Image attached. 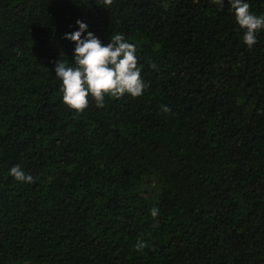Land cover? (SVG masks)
<instances>
[{
  "label": "trees",
  "instance_id": "obj_1",
  "mask_svg": "<svg viewBox=\"0 0 264 264\" xmlns=\"http://www.w3.org/2000/svg\"><path fill=\"white\" fill-rule=\"evenodd\" d=\"M230 8L0 0V264H264V29ZM77 20L136 45L141 96L63 104Z\"/></svg>",
  "mask_w": 264,
  "mask_h": 264
},
{
  "label": "clouds",
  "instance_id": "obj_2",
  "mask_svg": "<svg viewBox=\"0 0 264 264\" xmlns=\"http://www.w3.org/2000/svg\"><path fill=\"white\" fill-rule=\"evenodd\" d=\"M222 10L224 0H210ZM104 5H111L113 0H103ZM230 10H234L235 20L244 29L243 43L249 48L257 43V33L264 29V14L256 15L250 11L245 0H229ZM79 30L65 34L64 38L75 43L74 63L56 62L55 76L61 82L59 92L62 102L75 113H83L89 106V96L97 108L104 107L105 97L121 98L125 94L139 97L145 90L138 66L137 47L129 43L123 35L112 34L110 43L104 45L91 31L88 25L77 20ZM87 33V35H83ZM83 37V38H82ZM154 67V65H153ZM162 111L168 112L167 106ZM9 175L16 181L34 182L30 174H25L19 165L11 167ZM159 209L153 207L150 215L158 216ZM158 226L154 225V227ZM141 238L135 244V250L147 247Z\"/></svg>",
  "mask_w": 264,
  "mask_h": 264
}]
</instances>
